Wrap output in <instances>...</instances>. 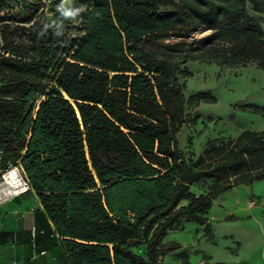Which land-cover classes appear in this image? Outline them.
Masks as SVG:
<instances>
[{"label":"trees","instance_id":"1","mask_svg":"<svg viewBox=\"0 0 264 264\" xmlns=\"http://www.w3.org/2000/svg\"><path fill=\"white\" fill-rule=\"evenodd\" d=\"M25 1L0 0V14ZM33 1L0 16V176L21 171L70 264H158L177 247L163 246L168 231L206 225L219 195L264 180V133L209 140L196 157L177 139L188 106L215 102L185 99L183 64L264 70L249 13L264 0H91L53 23Z\"/></svg>","mask_w":264,"mask_h":264},{"label":"rangeland","instance_id":"2","mask_svg":"<svg viewBox=\"0 0 264 264\" xmlns=\"http://www.w3.org/2000/svg\"><path fill=\"white\" fill-rule=\"evenodd\" d=\"M40 2L38 14L43 11V21L53 23L62 0ZM33 4V0H26L0 16L20 18L28 10L34 11ZM90 4L91 0H69L70 7L82 11ZM249 13L264 31V15ZM76 33L72 28L71 34ZM181 69L190 73L188 77L178 76L186 100L197 93H207L215 99L213 104L201 102L187 107V116L177 136L178 147L186 157L201 154L209 140L235 139L244 131L264 133V113L250 107L264 108V70L254 64L230 67L201 62H187ZM19 173L24 179L20 170ZM259 182L231 189L214 200L207 224L199 227L198 243L204 262L264 264V209L257 211L261 208L260 200L251 192L252 189L264 191V185ZM208 186L209 182H205L190 190L200 195L207 192ZM137 252L141 253L142 249Z\"/></svg>","mask_w":264,"mask_h":264},{"label":"crops","instance_id":"3","mask_svg":"<svg viewBox=\"0 0 264 264\" xmlns=\"http://www.w3.org/2000/svg\"><path fill=\"white\" fill-rule=\"evenodd\" d=\"M259 183L264 185V182ZM240 186L246 185L237 187ZM251 192L260 200L261 208L257 211L264 209V191L252 189ZM237 203L239 202H233L234 205ZM199 227L198 224L188 223L182 230L168 231L163 239V246L177 247L171 251H163L158 264L204 262L201 258L202 247L198 243ZM206 263L224 264L208 261ZM0 264H70L53 225L32 190L0 203Z\"/></svg>","mask_w":264,"mask_h":264},{"label":"bare ground","instance_id":"4","mask_svg":"<svg viewBox=\"0 0 264 264\" xmlns=\"http://www.w3.org/2000/svg\"><path fill=\"white\" fill-rule=\"evenodd\" d=\"M22 178L18 170L11 169L3 175L0 183V198H6L21 190Z\"/></svg>","mask_w":264,"mask_h":264},{"label":"clouds","instance_id":"5","mask_svg":"<svg viewBox=\"0 0 264 264\" xmlns=\"http://www.w3.org/2000/svg\"><path fill=\"white\" fill-rule=\"evenodd\" d=\"M83 9L72 8L69 6V0H62V3L58 7V11L65 19H74ZM60 34L59 32L57 33Z\"/></svg>","mask_w":264,"mask_h":264},{"label":"built area","instance_id":"6","mask_svg":"<svg viewBox=\"0 0 264 264\" xmlns=\"http://www.w3.org/2000/svg\"><path fill=\"white\" fill-rule=\"evenodd\" d=\"M14 169L18 170V168H14ZM18 171H19V170H18ZM29 190H30V187H29L28 183L26 182L25 179L22 178V186H21V190H20L18 193L13 194V195H11V196H9V197H6V198H0V203H2L3 201H5V200H7V199H10V198H12V197H14V196H17V195L23 194V193H25V192H28ZM200 264H207V263H206V262H201Z\"/></svg>","mask_w":264,"mask_h":264},{"label":"water","instance_id":"7","mask_svg":"<svg viewBox=\"0 0 264 264\" xmlns=\"http://www.w3.org/2000/svg\"><path fill=\"white\" fill-rule=\"evenodd\" d=\"M3 178V177H2Z\"/></svg>","mask_w":264,"mask_h":264}]
</instances>
